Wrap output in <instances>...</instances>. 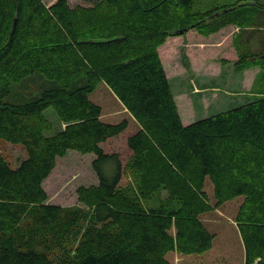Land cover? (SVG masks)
<instances>
[{
    "label": "trees",
    "instance_id": "16d2710c",
    "mask_svg": "<svg viewBox=\"0 0 264 264\" xmlns=\"http://www.w3.org/2000/svg\"><path fill=\"white\" fill-rule=\"evenodd\" d=\"M263 7L257 0L208 8L201 0H0V139L25 149L17 166L0 153V264H174L170 251L212 246L202 215L237 196H244L237 221L245 264H264V50L252 48ZM230 24L239 28L235 68L260 66L258 97L184 124L162 46ZM102 81L138 124L125 163L102 146L129 126L127 118H102L90 97ZM49 106L57 125L44 112ZM70 149L96 154L99 183L78 188L82 206L48 202L44 186ZM126 174L132 183L123 185Z\"/></svg>",
    "mask_w": 264,
    "mask_h": 264
},
{
    "label": "rangeland",
    "instance_id": "374dc122",
    "mask_svg": "<svg viewBox=\"0 0 264 264\" xmlns=\"http://www.w3.org/2000/svg\"><path fill=\"white\" fill-rule=\"evenodd\" d=\"M51 5L56 0H44ZM98 0H69L71 6L77 4L92 6ZM237 0H201L205 8L213 5H224ZM246 0H241L245 2ZM264 4V0H257ZM257 23L252 39V48L259 50L264 39V12L257 11ZM239 28L230 24L218 32L204 35L197 29L181 34L172 39L170 46L162 50L163 64L168 74L172 91L184 123H192L199 119L215 115L219 112L240 106L258 97L256 75L260 66H252L248 70L235 68L236 45L234 38ZM248 32L240 36L242 46L247 45ZM37 79V78H36ZM41 77H38L39 81ZM38 88V83L32 82ZM90 97L102 106V118L108 122H119L129 119V126L119 135L110 137L102 143L110 153H118L125 163L132 150L127 138L134 133L138 124L117 95L105 83L100 82L91 92ZM46 116L55 125L58 115L53 106L45 109ZM0 153L17 166V162L25 156L22 145L12 144L0 139ZM95 152L82 153L70 149L65 156L57 158V164L44 182L48 192V202L60 205H81L78 188L82 185L99 183V177L93 167ZM112 172V166H108ZM132 183V177L126 174L122 184ZM206 190L212 203L215 202L212 183L208 180ZM244 196H237L220 204L202 215L206 227L214 234L212 246L201 252L181 253L170 251L167 257L174 264H245V246L240 234L237 216L239 204ZM82 206V205H81Z\"/></svg>",
    "mask_w": 264,
    "mask_h": 264
},
{
    "label": "crops",
    "instance_id": "0c3cea01",
    "mask_svg": "<svg viewBox=\"0 0 264 264\" xmlns=\"http://www.w3.org/2000/svg\"><path fill=\"white\" fill-rule=\"evenodd\" d=\"M261 11L262 12H264V7L263 8H261ZM238 28V27H237ZM182 36V35H181ZM181 36H175V37H169V39H168V41L162 46V48L164 47V48H167V47H169L170 46V43H171V41H172V39H174V38H179V37H181ZM263 41H262V45L260 46V49L261 50H264V39H262ZM168 50V48L165 50V51H167ZM229 54L230 55H234L235 54V56H236V60L238 59V57H239V54H238V50L237 49H235V51L232 53V52H230L229 51ZM161 55H162V58H163V54H162V51H161ZM262 55H264V53L262 54ZM236 60H234V62L236 61ZM251 68V67H250ZM249 68H247V69H245V70H248ZM244 70V71H245ZM184 124H189V123H184Z\"/></svg>",
    "mask_w": 264,
    "mask_h": 264
}]
</instances>
